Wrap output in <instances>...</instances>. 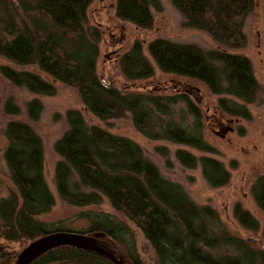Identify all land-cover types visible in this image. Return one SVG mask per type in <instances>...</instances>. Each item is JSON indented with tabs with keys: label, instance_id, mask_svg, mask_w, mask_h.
<instances>
[{
	"label": "trees",
	"instance_id": "obj_1",
	"mask_svg": "<svg viewBox=\"0 0 264 264\" xmlns=\"http://www.w3.org/2000/svg\"><path fill=\"white\" fill-rule=\"evenodd\" d=\"M91 2L0 0V56L15 65L1 66V72L12 83L31 93L53 95L56 84H62L74 88L80 99L81 108L67 110L68 129L54 144L58 155L54 166L57 193L64 202L76 207L99 206L105 198L115 212L143 233L156 255L164 248L174 251L164 264H264L263 250L229 232L217 210L207 204L199 205L178 182L164 177L145 158L136 142L97 122L88 124L84 119L87 113L95 120L108 122L127 111L140 133L182 146H196L202 140L200 135H190L182 129L184 126L171 120L170 109L181 101L191 117L201 121L202 109L189 98V93L157 92L140 84L155 75L152 60L161 72L197 80L210 93L220 94L219 104L223 111L226 100L222 94L244 103L251 102L260 88L251 62L246 55L228 49H240L245 45L243 25L255 0H172L187 24L205 31L215 42L216 49L202 50L194 45L157 38L147 43L149 60L143 52V41L135 39L128 50L118 54L116 65L112 67L122 77L119 85L106 82L98 74L101 30L95 25L84 27ZM115 2V16L120 20L130 22L138 29L152 26L149 0ZM212 76L222 84V90L213 89ZM128 83H132L129 89L126 88ZM30 104H35L34 118H37L41 105L35 99ZM5 110L16 112L8 106ZM29 113L32 114L30 110ZM159 115L165 120L155 122L154 117ZM174 124L180 126L177 127L178 136L173 133ZM152 129H160V133L152 134ZM3 135L2 159L8 185L4 194H0V264H14L27 243L61 228H51L39 219L55 204L43 176L40 136L31 125L17 119L5 124ZM175 153L182 164L194 167L195 158L187 150L178 148ZM198 161L202 175L211 187L228 183L230 174L224 164L208 156H201ZM215 170L221 174L220 179L213 177ZM254 199L264 211V185ZM239 211L240 207L234 209L233 214L247 229L256 230L243 220L246 215L250 218V213ZM83 215L91 222L83 233H104L105 239L117 245L134 264H141L127 224L103 211L88 209ZM175 228L187 236L184 243L171 244L170 236ZM208 235L232 248L228 247L227 251L233 252V247L236 251L232 255L227 251L222 254L226 255L225 261H213L212 254L202 249L203 246L213 249L217 245H213L215 240L208 243ZM222 235L237 239V245L223 243L220 241ZM10 242L17 243V248L5 246ZM183 251L191 254L188 261L177 259L176 253ZM28 264L115 263L90 249L59 245L44 251Z\"/></svg>",
	"mask_w": 264,
	"mask_h": 264
},
{
	"label": "rangeland",
	"instance_id": "obj_2",
	"mask_svg": "<svg viewBox=\"0 0 264 264\" xmlns=\"http://www.w3.org/2000/svg\"><path fill=\"white\" fill-rule=\"evenodd\" d=\"M149 1L153 24L148 29H138L132 23L117 18L115 0H92L88 6L84 27L95 25L101 30L98 41L97 71L100 78L106 82L119 85L122 77L118 70L115 71L112 67L116 65L118 54L128 50L135 39L143 41V52L149 60L151 57L147 52V43L157 38L178 44L194 45L202 50L216 49L215 42L205 31L187 24L183 14L174 6L172 0ZM243 31L245 45L240 49L228 50L232 53L246 55L251 62L254 75L260 85L251 102L244 103L232 96L222 94L226 100L223 111L219 104L220 94L213 91L210 93L205 85L197 80L195 82V80L185 79L182 76L163 73L154 66L152 60L155 75L144 80L142 82L144 86L140 84L143 88L157 92L163 90L168 94L180 91L189 93V98L202 109L201 121L192 118L186 105L181 101L176 102L170 109L171 120L180 124L181 127L184 126L182 129L190 135H200L202 140L197 142L196 146H182L171 140L159 137L155 139L140 133L134 127L127 111L109 119L108 122L95 120L87 113L84 114V119L88 124L97 122L113 133L131 138L142 148L145 158L150 160L164 177L178 182L187 195L199 205L207 204L217 210L229 232L243 239L254 238V242L251 240L247 242L260 249L264 245V211L260 210L254 196L257 197L264 185V0H255L251 12L245 18ZM4 65L15 67L8 59L0 56V194H4L5 187L8 185L6 166L2 159L5 145L3 128L11 119L21 120L31 125L41 138L43 176L55 198L51 211L41 215L39 219L51 228L60 227L61 230L82 232L91 225V222L83 215L85 211L89 209L94 212L109 213L122 220L131 230L134 249L141 264H164L174 251L164 248L160 254L156 255L143 233L130 220L115 212L105 198L99 206L76 207L64 202L57 193L54 166L58 155L54 151V144L68 129L67 110L81 108L76 90L56 84V91L53 95L31 93L24 87L12 83L1 72V66ZM211 78L214 80L213 89L222 90V84L217 83L214 76ZM129 84L132 83H128L127 89H129ZM33 99L41 105L37 118H34L37 112L35 104H30ZM233 101L237 103L233 104ZM5 106L10 109L15 108L16 112L6 111ZM164 120V116L161 115L154 117L155 122ZM174 125L176 129L173 133L178 136L177 127L180 126ZM168 128L171 130L170 126ZM151 132L159 134L160 129L158 131L152 129ZM178 148L187 150L194 156V167H188L180 162L175 153ZM201 156L211 157L224 164L230 174L226 185L215 188L210 186L202 175L198 161ZM212 175L216 180L221 178V174L217 171L212 172ZM239 207L241 209L239 213L244 211L250 213V218L245 213L243 220L249 223V226L256 227V230L247 229L233 214L234 209ZM172 231L174 233L170 236L171 244L184 243L188 239L187 236L178 233L176 228ZM91 234L95 235V233ZM97 237L106 238L104 233L97 234ZM208 238V243H213L212 241L215 240L213 245H217L213 249L206 246L202 249L212 254L215 258L213 261H225L227 258L224 256L226 255L222 254L228 250V247L232 248L216 240L215 236L208 235ZM220 239L223 243L231 242L235 245L238 243L237 239L228 235H222ZM5 246L16 249L17 243L10 242ZM233 248L236 251V248ZM233 252L227 251L226 253L232 255ZM176 257L180 261H188L191 254L188 255L186 251H183V253H176Z\"/></svg>",
	"mask_w": 264,
	"mask_h": 264
},
{
	"label": "water",
	"instance_id": "obj_3",
	"mask_svg": "<svg viewBox=\"0 0 264 264\" xmlns=\"http://www.w3.org/2000/svg\"><path fill=\"white\" fill-rule=\"evenodd\" d=\"M97 234H87L70 230H53L29 243L19 252L14 264H28L44 251L59 245H70L90 249L110 258L115 264H134L131 258L117 245ZM102 234V233H101Z\"/></svg>",
	"mask_w": 264,
	"mask_h": 264
},
{
	"label": "flooded vegetation",
	"instance_id": "obj_4",
	"mask_svg": "<svg viewBox=\"0 0 264 264\" xmlns=\"http://www.w3.org/2000/svg\"><path fill=\"white\" fill-rule=\"evenodd\" d=\"M244 240H246V241H250V240H251V242H254V241H255L254 238H250V237H247V238L244 239ZM258 244H260V242H258ZM261 247H262V248H260V249L264 251V245H262Z\"/></svg>",
	"mask_w": 264,
	"mask_h": 264
}]
</instances>
